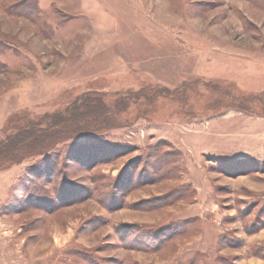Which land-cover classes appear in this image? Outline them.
Returning a JSON list of instances; mask_svg holds the SVG:
<instances>
[{
	"label": "rangeland",
	"instance_id": "1",
	"mask_svg": "<svg viewBox=\"0 0 264 264\" xmlns=\"http://www.w3.org/2000/svg\"><path fill=\"white\" fill-rule=\"evenodd\" d=\"M19 1L0 264H264V0Z\"/></svg>",
	"mask_w": 264,
	"mask_h": 264
},
{
	"label": "trees",
	"instance_id": "2",
	"mask_svg": "<svg viewBox=\"0 0 264 264\" xmlns=\"http://www.w3.org/2000/svg\"><path fill=\"white\" fill-rule=\"evenodd\" d=\"M36 2L37 0H21L16 3L14 2H11L9 4L5 3L3 4L2 7L4 11L10 14L30 19L33 11L37 10Z\"/></svg>",
	"mask_w": 264,
	"mask_h": 264
}]
</instances>
